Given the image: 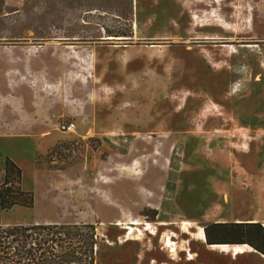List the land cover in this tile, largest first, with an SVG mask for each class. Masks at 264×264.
Listing matches in <instances>:
<instances>
[{"label": "rangeland", "instance_id": "1", "mask_svg": "<svg viewBox=\"0 0 264 264\" xmlns=\"http://www.w3.org/2000/svg\"><path fill=\"white\" fill-rule=\"evenodd\" d=\"M215 1L133 0L129 21L60 7L59 29L42 38L27 27L24 0H0V131L24 107L35 112L31 80L43 75L50 83L62 80L63 94L74 99L63 104L64 112L70 106L90 120L84 129L77 119L75 132L53 131L37 142L43 151L37 153L40 171L35 174L28 162L21 168L22 189L34 195V208L3 213L4 225L94 224L98 264H264L258 252L234 261L210 252L207 242L209 235L234 245L250 238L237 224H264L262 157L241 162L236 155L251 146L258 154L262 136L235 126L229 109L214 103L231 79L235 98L250 91L257 99L264 95V0ZM222 21L228 29L219 26ZM103 28L114 34L131 31L132 37H109ZM150 74L164 86L155 81V103ZM187 98H198L193 105L190 100L195 133L189 136L183 132L189 130L183 113H176ZM202 98L206 103L199 102ZM151 111V126L122 122ZM167 113L178 121L174 126ZM112 115L121 121L102 124ZM217 118L224 130H233L223 132L233 144L215 143L221 135ZM15 143L9 142L12 150ZM48 144L54 146L45 152ZM217 153H232V166L213 176ZM134 221L151 224L150 230ZM200 228L204 244L195 240Z\"/></svg>", "mask_w": 264, "mask_h": 264}, {"label": "trees", "instance_id": "2", "mask_svg": "<svg viewBox=\"0 0 264 264\" xmlns=\"http://www.w3.org/2000/svg\"><path fill=\"white\" fill-rule=\"evenodd\" d=\"M81 10V14L100 13L129 21L133 16V0H24L22 13L27 27L36 29L42 38H52L59 29L61 8ZM19 11V10H17ZM20 11L18 12V14ZM3 14L2 7L0 15ZM109 37H132L130 33L114 34L103 28ZM74 28L66 30L72 35ZM66 38H75L67 36ZM4 163V181L0 185V264H98L100 239L97 227L87 223H34L4 225L2 214L15 208H34V195L22 189V169L10 158ZM36 156V166L39 167ZM226 226V225H218ZM245 226L250 238L235 240L234 245L250 244L264 255V226L260 223ZM243 241H246L245 243ZM209 245L220 244L207 235Z\"/></svg>", "mask_w": 264, "mask_h": 264}, {"label": "crops", "instance_id": "3", "mask_svg": "<svg viewBox=\"0 0 264 264\" xmlns=\"http://www.w3.org/2000/svg\"><path fill=\"white\" fill-rule=\"evenodd\" d=\"M116 51V50H115ZM123 50L121 52H118L119 61H122L123 56ZM126 52V51H125ZM122 63V62H121ZM122 65V64H121ZM207 65V64H205ZM208 67V66H207ZM216 75L219 76L217 73ZM150 76L154 83L150 84L151 88V97L150 102H154L157 95L155 94L154 87L157 88L158 85H155V81H158L159 79L153 78V76ZM134 84L137 86L138 78H136V75L134 74L133 77ZM233 79H231L229 85L225 86L224 90H221L220 94H217L214 97V103L216 105H219L222 109H229L226 111L229 115V119L232 121V123H235V126L241 125L242 128L250 130L251 132H254L258 134L259 136H262L261 140H258L260 142H257L258 145H261L262 149L258 154H253L252 146L249 149L248 152L240 153L237 152V157L240 156L242 159L241 162H245L248 160H251L253 158L257 159V161H260V155L262 157L261 163V178H262V184H263V197H264V95L259 99L253 94L252 91L246 93L242 97H233L231 94V82ZM25 82V81H24ZM58 83H50L47 80V77L45 75L36 77L35 80H31L32 88L35 92V100H34V106L33 110L35 112L30 111L28 108H23V111H18L15 113L14 121H6L2 127V130L0 131V185H2L4 181V163L3 158L8 157L12 159L20 168H24V162H28V166L33 169V172L37 174L40 170L36 168V156L38 152H43L37 146V142L40 143V140H47L48 138L52 137L53 131L59 130V125L62 122H73L76 124V130L78 129V125L76 123V120L78 119L80 122L81 129H84L88 125L89 117L85 114H83L81 111H77L75 109H72L69 107V112L63 111V104L67 105L68 103H71L74 101V99H71L69 95L63 94V89L61 87L62 80L57 81ZM159 82V81H158ZM161 85L164 89V86ZM159 82V84H160ZM153 86V88H152ZM169 84H167L168 88ZM166 88V89H167ZM247 89V86L246 88ZM247 91V90H244ZM116 92V91H115ZM171 97V94L169 95ZM192 98H187L186 104L181 112L176 113H183V123L186 125V123L189 125L188 131H183L186 135H194L195 132L191 131L190 127V120L191 116L188 117L189 114H191V107L194 104H196L197 100H193L192 105H190V100ZM252 100L253 105H249V101ZM206 103V99L202 98L199 100V102ZM173 103V102H172ZM60 109L59 114L52 113L53 110ZM17 110V109H16ZM122 111L117 113L122 114ZM174 115H176L175 112H172ZM172 113H167L165 117L167 118V121L170 122L171 126H174V123H177L172 118ZM118 115H112L110 117H107V119H102V124L107 125L110 124V122L113 121H121L119 119ZM151 115H153V112H147L145 114H141L139 117L132 118L131 116L126 117L128 120L123 119L124 124H129L133 127H148L151 126L152 121ZM216 123H220V127H216L217 131H220L221 135L217 140H215V143L218 141L220 144H223L224 146L225 142L229 143L228 141H225L223 137H227L223 135V132H232L229 128H226V130L223 129L222 125V118H217ZM95 123L94 120H91ZM186 122V123H185ZM57 123L56 126L54 124ZM91 123V122H90ZM122 123V125H123ZM137 124V125H134ZM118 126H120L118 124ZM225 128V127H224ZM238 128V127H237ZM184 129V126H183ZM75 130V131H76ZM231 134V133H230ZM190 138V137H189ZM25 139V140H24ZM33 139H36V143ZM188 139V138H187ZM16 141L14 145V150L11 149L9 142ZM235 142V141H234ZM55 144V143H54ZM54 144H51L46 147L44 150L47 151L48 148H51L54 146ZM229 144H233V140H230ZM30 148L31 151H30ZM187 149V147H185ZM14 153L16 155H14ZM30 153V154H29ZM231 154L229 153L228 157L222 156L220 153H217L214 159V168L217 170L213 173V176H218L219 174H225L228 172L229 166H232V160H231ZM256 156V157H255ZM234 163V162H233ZM259 164V163H258ZM220 167V169H219ZM224 167V168H223ZM226 167V168H225ZM29 168V169H30ZM188 171H191V167L188 166L186 168ZM225 170V171H224ZM190 173V172H189ZM190 175V174H189ZM16 209V208H15ZM264 226V225H263ZM244 257V256H241ZM261 258L260 256H258ZM261 260L264 263V260L261 258ZM235 261V260H234Z\"/></svg>", "mask_w": 264, "mask_h": 264}, {"label": "bare ground", "instance_id": "4", "mask_svg": "<svg viewBox=\"0 0 264 264\" xmlns=\"http://www.w3.org/2000/svg\"><path fill=\"white\" fill-rule=\"evenodd\" d=\"M221 1L222 0H216L215 2L219 3ZM219 26L222 27V28H225V29L227 28V25L223 21L221 23H219ZM132 224L134 226L144 225L147 230H150L149 226H151V224H149V223L142 224V223L136 222V221H134ZM119 225H121V224H118V226ZM182 225L197 226V224L190 223V222H184ZM205 236L206 235L204 234V232L200 228V229H198V232L196 234L195 240H197L198 242L204 244ZM165 244L167 246H171L168 241H166ZM208 246H209V251L210 252H215V253H218V254H221V255H224V256L231 257L232 260L238 259L241 256L257 255L258 254L257 251L253 247H251L249 245H246V244H242V245L214 244V245H208ZM197 258L198 257L196 255L195 258L193 260H191V261H197ZM262 258L264 259V255L262 256Z\"/></svg>", "mask_w": 264, "mask_h": 264}, {"label": "built area", "instance_id": "5", "mask_svg": "<svg viewBox=\"0 0 264 264\" xmlns=\"http://www.w3.org/2000/svg\"><path fill=\"white\" fill-rule=\"evenodd\" d=\"M59 130L62 132H75L76 124L73 122H62L59 125Z\"/></svg>", "mask_w": 264, "mask_h": 264}]
</instances>
